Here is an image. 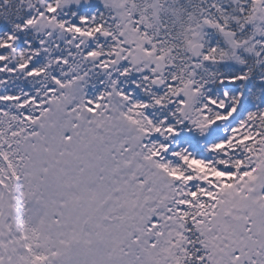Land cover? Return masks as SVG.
I'll use <instances>...</instances> for the list:
<instances>
[{"label": "snow or ice", "instance_id": "1", "mask_svg": "<svg viewBox=\"0 0 264 264\" xmlns=\"http://www.w3.org/2000/svg\"><path fill=\"white\" fill-rule=\"evenodd\" d=\"M0 264H264V0H0Z\"/></svg>", "mask_w": 264, "mask_h": 264}]
</instances>
